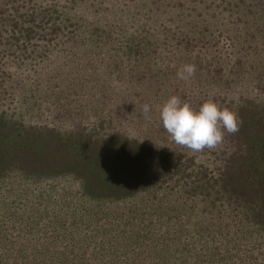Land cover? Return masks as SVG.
Wrapping results in <instances>:
<instances>
[{"label": "trees", "instance_id": "16d2710c", "mask_svg": "<svg viewBox=\"0 0 264 264\" xmlns=\"http://www.w3.org/2000/svg\"><path fill=\"white\" fill-rule=\"evenodd\" d=\"M172 95L239 130L175 143ZM0 264H264V0H0Z\"/></svg>", "mask_w": 264, "mask_h": 264}, {"label": "clouds", "instance_id": "9594fccd", "mask_svg": "<svg viewBox=\"0 0 264 264\" xmlns=\"http://www.w3.org/2000/svg\"><path fill=\"white\" fill-rule=\"evenodd\" d=\"M195 71V65L185 64L178 69L177 77L187 81ZM150 111L151 106L145 104L143 112L146 119H150ZM159 116L170 138L192 151L214 148L222 142L225 133H236L240 125L235 111L221 108L212 99L204 101L197 110L179 96L172 95L161 106Z\"/></svg>", "mask_w": 264, "mask_h": 264}, {"label": "rangeland", "instance_id": "374dc122", "mask_svg": "<svg viewBox=\"0 0 264 264\" xmlns=\"http://www.w3.org/2000/svg\"><path fill=\"white\" fill-rule=\"evenodd\" d=\"M121 110H122V108H120L119 106H117V110H116L117 111V114H120V111ZM123 113H124V111L121 114H123ZM54 115H59V117L62 118V115H60L57 110H52V112H50V113L47 112V111H42V113H40V115L38 116V118H40L39 119V122H43V123H45L46 121L51 122L52 121V118L54 119V117H53ZM29 117L30 116L27 115V116H24L23 118H24L25 121H28L29 120ZM123 118H128V116H127L126 113H124ZM55 123H56V121H55ZM128 125H129V122L127 120H122L121 121V126L123 128H127Z\"/></svg>", "mask_w": 264, "mask_h": 264}]
</instances>
